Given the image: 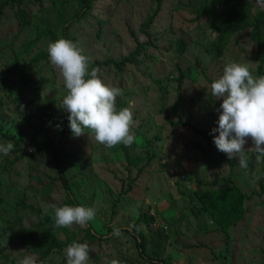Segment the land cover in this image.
Returning <instances> with one entry per match:
<instances>
[{
	"label": "rangeland",
	"instance_id": "rangeland-1",
	"mask_svg": "<svg viewBox=\"0 0 264 264\" xmlns=\"http://www.w3.org/2000/svg\"><path fill=\"white\" fill-rule=\"evenodd\" d=\"M6 1L15 3L0 16V143L10 141L14 148L7 156L0 154V264H20L29 256L36 264H66V247L42 261L26 250L15 231L20 225L34 229L52 211L51 205H68L50 151L62 139L60 109L67 90L47 48L63 38L64 23L79 11L81 0H0V5ZM162 1L148 35L139 29L155 9L152 0H93L91 12L69 30L90 57L89 71L95 62L120 61L139 43L145 46L124 71L111 65L98 72L106 85L123 90L116 108L132 111L135 142L107 148L86 129V135L71 136L62 154L76 198L81 206L96 210L90 225L102 238L86 240L88 225L60 228L58 236L88 243L93 249L88 264H110L112 259L152 264L141 258L130 234L109 236L113 226L141 231L150 242V256L155 239L160 243L157 254L169 264H264V194H259L255 174L259 162L251 151L247 169L231 159L233 179L249 198L247 213L230 229L227 242V235L212 229L211 217L199 211L192 197L218 179L227 180L229 161L220 156L213 135L207 138L181 124L210 133L218 127L217 109L223 101L212 96L211 84L233 62L254 63L253 74L262 75L257 44L251 29L245 30L233 35L223 55L216 57L210 51L216 34L205 17L194 22L208 0ZM260 5L255 2L252 13ZM181 40L187 46L183 52L178 50ZM181 71L186 78L180 89ZM122 146L143 158L139 167L128 165ZM251 147L249 140L245 148Z\"/></svg>",
	"mask_w": 264,
	"mask_h": 264
},
{
	"label": "clouds",
	"instance_id": "clouds-1",
	"mask_svg": "<svg viewBox=\"0 0 264 264\" xmlns=\"http://www.w3.org/2000/svg\"><path fill=\"white\" fill-rule=\"evenodd\" d=\"M260 2L264 3V0ZM47 52L67 90L61 105L68 113L73 137L86 135L87 129L96 142L107 148L120 144L130 147L136 140L131 131L135 125L133 113L128 107L116 108L117 97L123 95V90L106 85L98 77V68L89 71L90 57L84 55L72 40L61 38L49 43ZM252 64L229 63L224 67L223 75L211 84L212 96L223 101L217 109L218 127L210 133L213 143L230 160L238 159V167L244 169L248 168L249 151L253 152L257 162L264 158V75H254ZM249 140L253 147L246 150ZM13 148L10 141L0 143V154L7 156ZM51 208L55 228L84 227L96 218L93 207L51 205ZM111 235L120 237L121 229L113 226ZM92 251L88 243L72 242L64 249L66 264H88ZM20 264H36V260L29 256ZM110 264H120V261L112 259Z\"/></svg>",
	"mask_w": 264,
	"mask_h": 264
},
{
	"label": "trees",
	"instance_id": "trees-1",
	"mask_svg": "<svg viewBox=\"0 0 264 264\" xmlns=\"http://www.w3.org/2000/svg\"><path fill=\"white\" fill-rule=\"evenodd\" d=\"M152 2L155 4V9L151 14L148 15L146 21L139 29L141 33L146 35H148L147 31L154 24L163 7L162 0H152ZM255 2L261 4V10L257 11L255 9L256 13H252V7H254ZM11 3H15V1H6L0 5V16L3 14L5 8L10 6ZM92 8L93 0H81V7L79 11L64 23L62 31L64 39L72 40L69 34L70 28L74 24L81 22L91 12ZM203 17H205L206 21L208 22L211 31L216 34L214 41L210 45V51L214 53L216 57H221L223 55V51L233 35L251 29L252 39L257 44L260 54L258 70L262 75H264V3H261L260 0H208V3L203 6L201 11L196 16L194 22H198V20ZM178 45V50L180 52H183L187 47L184 40L179 41ZM144 46V44L139 43L135 51L131 52L127 57H124L120 61L107 59L106 61L95 62L91 66V69H102L112 65L118 71H124L128 64L135 63L136 58L142 54L141 51L143 50ZM185 78L184 72L181 71V75L178 79L180 89L183 86V81ZM158 84H161V81H158ZM60 110L64 116L65 122L62 129L63 135L59 145L50 148V151L53 155V164L55 165L59 181L62 183L68 195V205L81 206L71 188L70 182L62 166L63 150L69 143L72 133L70 131L69 121L67 119L68 113L63 110L62 105ZM181 124L194 129L200 135L206 136L207 138L210 137V132L206 130L199 131L189 123L182 122ZM88 132L90 131L88 130ZM123 146L122 148L125 153L128 165L131 167H139L143 161V158L133 157ZM219 154L223 159L229 161L232 173H230V176L227 180L218 179L215 183L210 185L211 187L209 189L207 188L197 191L192 197V200L199 202V211L211 217L210 226H212V229L227 235L226 237L228 242L230 238V229L236 227V225H238L244 219L247 213L248 208L246 203L249 196L241 190V188L233 179V170L235 167L234 163L229 160L226 154L220 151ZM250 156H252L255 160L254 154ZM250 163L254 168H256L252 158H250ZM258 165L261 166V168L259 171L256 170L255 174L258 176L257 186L260 190L259 194L262 195L264 194V158L259 161ZM52 214L53 210L46 217H42L39 224L32 230L24 229L20 225L15 231L20 237L22 242L21 244L25 246L26 250L34 255L39 256L42 261L48 258L55 250L63 249L72 243L70 241H63L60 239L58 236V231L60 228L54 227ZM149 219L151 221L155 220L152 217H149ZM88 226L89 227L86 230V240L93 241L97 240L98 238H102V236L94 231L93 227L90 225V222L88 223ZM117 228H120L121 232H126L135 238L137 247L139 249V254L142 259L152 264H169L166 262L165 258H162L159 254H157L156 250L158 251L160 249V243H156L155 239L151 240V244H155L156 246L154 247L153 256H150L147 250L150 242L141 231L133 227ZM112 232L113 229H110L109 236H113L111 235Z\"/></svg>",
	"mask_w": 264,
	"mask_h": 264
}]
</instances>
